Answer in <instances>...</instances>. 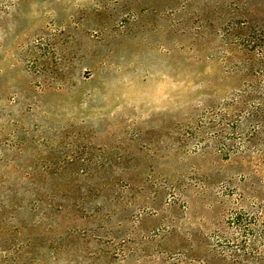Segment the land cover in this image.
<instances>
[{
	"label": "rangeland",
	"instance_id": "374dc122",
	"mask_svg": "<svg viewBox=\"0 0 264 264\" xmlns=\"http://www.w3.org/2000/svg\"><path fill=\"white\" fill-rule=\"evenodd\" d=\"M257 84L264 0H0V264H264Z\"/></svg>",
	"mask_w": 264,
	"mask_h": 264
},
{
	"label": "trees",
	"instance_id": "16d2710c",
	"mask_svg": "<svg viewBox=\"0 0 264 264\" xmlns=\"http://www.w3.org/2000/svg\"><path fill=\"white\" fill-rule=\"evenodd\" d=\"M251 87L256 90H253L254 92L264 94V85L257 84L252 85ZM253 103H255V105L249 114L250 116L247 118V122L249 123L248 126L252 131V135L260 132L264 134V96H261L259 99H255Z\"/></svg>",
	"mask_w": 264,
	"mask_h": 264
}]
</instances>
